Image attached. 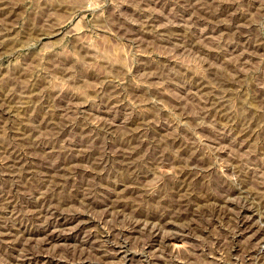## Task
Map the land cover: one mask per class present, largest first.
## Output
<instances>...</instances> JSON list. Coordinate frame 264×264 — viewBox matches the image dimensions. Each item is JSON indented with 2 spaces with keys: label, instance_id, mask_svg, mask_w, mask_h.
I'll use <instances>...</instances> for the list:
<instances>
[{
  "label": "rangeland",
  "instance_id": "374dc122",
  "mask_svg": "<svg viewBox=\"0 0 264 264\" xmlns=\"http://www.w3.org/2000/svg\"><path fill=\"white\" fill-rule=\"evenodd\" d=\"M42 263L264 264V0H0V264Z\"/></svg>",
  "mask_w": 264,
  "mask_h": 264
},
{
  "label": "bare ground",
  "instance_id": "6f19581e",
  "mask_svg": "<svg viewBox=\"0 0 264 264\" xmlns=\"http://www.w3.org/2000/svg\"><path fill=\"white\" fill-rule=\"evenodd\" d=\"M123 146V145H122ZM73 217V216H72ZM115 233V232H114ZM78 259V258H77ZM43 264V263H42Z\"/></svg>",
  "mask_w": 264,
  "mask_h": 264
}]
</instances>
